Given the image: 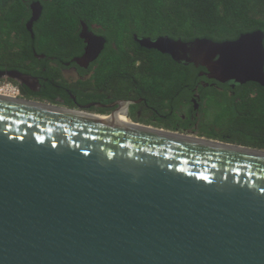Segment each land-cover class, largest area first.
<instances>
[{"label":"water","instance_id":"1","mask_svg":"<svg viewBox=\"0 0 264 264\" xmlns=\"http://www.w3.org/2000/svg\"><path fill=\"white\" fill-rule=\"evenodd\" d=\"M81 27L85 64L105 38ZM135 39L210 79L264 86L262 30ZM113 117L0 95V264H264V149Z\"/></svg>","mask_w":264,"mask_h":264},{"label":"trees","instance_id":"2","mask_svg":"<svg viewBox=\"0 0 264 264\" xmlns=\"http://www.w3.org/2000/svg\"><path fill=\"white\" fill-rule=\"evenodd\" d=\"M32 1L42 6L41 15L32 26L34 38L27 26L32 16ZM81 22L107 41L101 79L109 74L123 77L128 65L133 74L135 61L146 60L139 67L145 70L134 75L145 78L147 91L155 85L150 88L156 94L168 93L169 89L162 87L169 78L174 84L175 110L176 100L190 98L200 73L207 69L183 65L169 54L145 48L135 35L168 36L183 41L235 40L244 33L264 32V0H0V69H18L26 61L34 64L38 58L33 49L56 55L69 44L82 42ZM224 86L225 89L218 90L200 85L197 92L201 95L202 110L193 122H198L197 127H190L189 121L179 126L174 122V129L190 127L199 136L264 149V86L257 82L236 88ZM230 89L234 95L229 94ZM208 93L223 99L217 102L223 103V110L211 113L210 117L206 105ZM225 117V122L221 121ZM174 118L181 121L178 113H174Z\"/></svg>","mask_w":264,"mask_h":264},{"label":"flooded vegetation","instance_id":"3","mask_svg":"<svg viewBox=\"0 0 264 264\" xmlns=\"http://www.w3.org/2000/svg\"><path fill=\"white\" fill-rule=\"evenodd\" d=\"M37 2L32 1L30 3L32 12L34 9H38V6L34 5ZM28 29L31 31L32 38H34L33 27ZM81 30L79 33L80 38H82ZM90 31L104 37L95 30L90 29ZM87 46L85 39L82 38V42L74 45L69 44L68 48L61 54L57 52L56 55H47L46 53H38L36 49H33L38 58L37 61L34 64L31 61H26L23 65H20V68L13 70L31 75L36 79V83L28 85L8 78L3 79L10 80L17 87L19 95L14 98L38 101L70 109H82L97 114H113L117 115L116 118L120 117L119 120L192 133L194 131L190 127L194 125L195 128L197 127L198 122L194 124L193 122L197 120L202 110L201 95L197 92L199 86L218 90L225 89L224 84L226 83L210 79L205 74H201L204 72L202 71L198 84L191 89L192 96L190 98L179 97L176 100L178 103L177 108L174 110V84L169 82V78H167L168 83H164L165 85L162 87L169 89L168 93L156 94L151 91V88L155 85L150 86L151 88L148 87L149 90L147 91L146 86L149 85L144 84L145 78L138 77V80L137 76L134 75L138 70H145L139 67L147 63L146 60L139 59L135 61L133 74L128 65L126 75L123 77L117 76V78H114L109 74L101 79L103 73L101 63L107 52V41L105 39L103 47L99 48L98 55L92 61L80 64L77 59L85 54ZM98 46H100V42L97 41L95 47L98 48ZM58 54L61 57H58ZM3 79H0V81ZM226 85L232 88L241 86L238 84ZM228 92L230 95L235 94L232 89ZM174 113L180 115L181 121L177 122ZM187 121H189L188 125H191L189 128L174 129V122L179 126L187 124Z\"/></svg>","mask_w":264,"mask_h":264},{"label":"rangeland","instance_id":"4","mask_svg":"<svg viewBox=\"0 0 264 264\" xmlns=\"http://www.w3.org/2000/svg\"><path fill=\"white\" fill-rule=\"evenodd\" d=\"M10 80L8 79H3L2 81H0V86L4 85L5 83H8ZM217 97L208 93L207 96V102L206 105L207 107H209V112H207V116L210 117L211 113L215 114L216 112H221L223 110V103L222 104H218L217 102H222L223 99L218 100ZM211 119V118H210ZM225 118H223L221 121L225 122Z\"/></svg>","mask_w":264,"mask_h":264},{"label":"bare ground","instance_id":"5","mask_svg":"<svg viewBox=\"0 0 264 264\" xmlns=\"http://www.w3.org/2000/svg\"><path fill=\"white\" fill-rule=\"evenodd\" d=\"M14 90V88L10 87L9 85H3V86H0V95H3V96H10V93H12V91ZM115 119L119 120L118 118L120 117H117V115H113ZM120 121H124V120H120ZM124 122H127V121H124Z\"/></svg>","mask_w":264,"mask_h":264},{"label":"built area","instance_id":"6","mask_svg":"<svg viewBox=\"0 0 264 264\" xmlns=\"http://www.w3.org/2000/svg\"><path fill=\"white\" fill-rule=\"evenodd\" d=\"M4 85H9L10 87L14 88V90L12 91V93H10V96L12 97H17L19 94H18V89L17 87L12 83V82H8V83H5ZM3 86V85H2Z\"/></svg>","mask_w":264,"mask_h":264}]
</instances>
